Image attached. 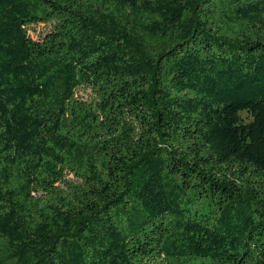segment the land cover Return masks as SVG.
Here are the masks:
<instances>
[{
	"label": "trees",
	"instance_id": "1",
	"mask_svg": "<svg viewBox=\"0 0 264 264\" xmlns=\"http://www.w3.org/2000/svg\"><path fill=\"white\" fill-rule=\"evenodd\" d=\"M0 264H264V0H0Z\"/></svg>",
	"mask_w": 264,
	"mask_h": 264
},
{
	"label": "rangeland",
	"instance_id": "2",
	"mask_svg": "<svg viewBox=\"0 0 264 264\" xmlns=\"http://www.w3.org/2000/svg\"><path fill=\"white\" fill-rule=\"evenodd\" d=\"M49 30V27L48 26H45V25H39L36 27V31L34 32H31V35L34 39H39L41 38L43 35H45V33ZM243 118L246 120V121H251V118L249 117L248 114L244 113L243 114Z\"/></svg>",
	"mask_w": 264,
	"mask_h": 264
}]
</instances>
